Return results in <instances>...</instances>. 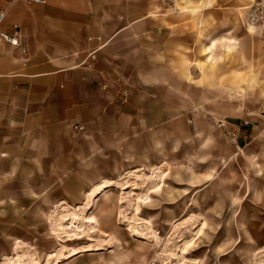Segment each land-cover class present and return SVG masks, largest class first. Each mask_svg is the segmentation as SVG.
Returning <instances> with one entry per match:
<instances>
[{
  "label": "rangeland",
  "instance_id": "374dc122",
  "mask_svg": "<svg viewBox=\"0 0 264 264\" xmlns=\"http://www.w3.org/2000/svg\"><path fill=\"white\" fill-rule=\"evenodd\" d=\"M254 1L211 0L204 23L229 12L254 45L228 50L212 80L216 60L196 59L202 79L189 69L187 3L150 0L88 155H49L57 168L25 187L34 200L0 202V264H264V25L242 15Z\"/></svg>",
  "mask_w": 264,
  "mask_h": 264
},
{
  "label": "crops",
  "instance_id": "0c3cea01",
  "mask_svg": "<svg viewBox=\"0 0 264 264\" xmlns=\"http://www.w3.org/2000/svg\"><path fill=\"white\" fill-rule=\"evenodd\" d=\"M184 2L187 7L175 12L192 15L198 26L189 69L202 79L196 59L216 60L218 67L209 71L213 80L225 64L220 58L228 50L241 53L244 42L247 49L254 47L253 36L229 12H212L217 17L214 27L204 23L211 0ZM149 4L150 0H0V9L6 10L0 28L10 33L17 25L20 43L0 42V202L34 200L25 187L36 184V171L57 168L49 155L72 154L78 147L88 155L93 130L104 119L105 90L137 57L138 27L147 31L153 25ZM175 41L182 65L186 56L180 46L185 38L178 34ZM257 73L264 76L259 69ZM9 186L16 187V197L9 195Z\"/></svg>",
  "mask_w": 264,
  "mask_h": 264
},
{
  "label": "built area",
  "instance_id": "2783aa9c",
  "mask_svg": "<svg viewBox=\"0 0 264 264\" xmlns=\"http://www.w3.org/2000/svg\"><path fill=\"white\" fill-rule=\"evenodd\" d=\"M32 2H43L44 0H26ZM5 9H0V25L5 18ZM248 21L255 25H264V0H256L254 5L249 9ZM12 32L8 33L0 28V42L19 45L18 27L13 24Z\"/></svg>",
  "mask_w": 264,
  "mask_h": 264
},
{
  "label": "bare ground",
  "instance_id": "6f19581e",
  "mask_svg": "<svg viewBox=\"0 0 264 264\" xmlns=\"http://www.w3.org/2000/svg\"><path fill=\"white\" fill-rule=\"evenodd\" d=\"M256 1V0H255ZM255 1L252 3V4H250L249 6H248V10H247V14H246V16H245V19H244V22H243V25L245 26V27H247L248 29H252V26H253V28H259V26L260 25H255V24H253L252 22H250V21H248V15H249V9L252 7V5H254V3H255ZM186 7H187V5H186ZM193 9V8H192ZM186 10V9H185ZM191 11V10H190ZM230 39V38H229ZM226 46V45H225ZM228 46V45H227ZM107 184H108V182H107ZM110 184V183H109ZM105 185V184H104ZM103 185V186H104ZM103 191V190H102ZM147 201L145 200V202H143V203H146ZM85 221H87V222H92V221H94L93 220V218L92 217H89V216H87L86 217V219H85ZM69 225V224H68ZM77 251V250H76ZM76 251L75 250H73V251H71V255H73V254H75L76 253Z\"/></svg>",
  "mask_w": 264,
  "mask_h": 264
}]
</instances>
